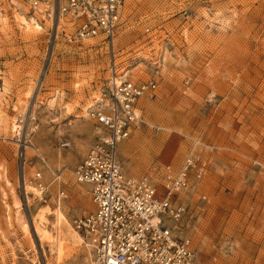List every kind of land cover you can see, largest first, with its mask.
<instances>
[{
	"label": "rangeland",
	"instance_id": "rangeland-1",
	"mask_svg": "<svg viewBox=\"0 0 264 264\" xmlns=\"http://www.w3.org/2000/svg\"><path fill=\"white\" fill-rule=\"evenodd\" d=\"M31 7L0 0V264H90L74 219L93 202L74 169L95 139L87 108L111 50L99 37L75 40L68 15ZM115 47L132 79L158 80L120 144L125 173L161 176L201 139L207 168L180 195L176 232L191 239L196 264H264V0H125ZM37 170L53 194L46 203L27 186ZM60 180L67 196L56 207ZM57 208L68 219L62 257Z\"/></svg>",
	"mask_w": 264,
	"mask_h": 264
},
{
	"label": "built area",
	"instance_id": "built-area-1",
	"mask_svg": "<svg viewBox=\"0 0 264 264\" xmlns=\"http://www.w3.org/2000/svg\"><path fill=\"white\" fill-rule=\"evenodd\" d=\"M27 1L33 8L45 4L49 16L56 12L68 15L75 40L99 37L111 50L108 75L92 94L89 106L96 124L95 139L74 169L76 180L89 184L93 202V209L74 219L89 248L90 264H196L195 246L189 237L176 232L172 222L179 221L187 209L180 195L206 171L207 162L198 149L201 139L194 138L178 168L168 166L161 176L126 174L120 159V143L143 121L139 100L153 97L158 88L155 77L134 80L117 62L116 37L125 0ZM69 143L62 142L65 146ZM29 181L35 183L39 199L46 203L52 195L42 171L37 170ZM66 196L60 184L53 196L55 202Z\"/></svg>",
	"mask_w": 264,
	"mask_h": 264
},
{
	"label": "bare ground",
	"instance_id": "bare-ground-1",
	"mask_svg": "<svg viewBox=\"0 0 264 264\" xmlns=\"http://www.w3.org/2000/svg\"><path fill=\"white\" fill-rule=\"evenodd\" d=\"M32 8V7H31ZM34 10H36V11H39L40 13H43L46 9H45V4H41V5H39L37 8H35ZM47 14V13H46ZM61 15H62V13H61ZM21 16H23V15H21ZM22 23H24L25 25H27V27L28 28H31V27H34L36 30H41L42 29V26L40 25V23L39 22H37L36 20H35V18H31V20H27L25 17L24 18H22ZM32 29V28H31ZM69 37V36H68ZM67 39V38H66ZM140 101V100H139ZM91 104H92V102H91ZM90 104V105H91ZM89 105V106H90ZM87 110H88V114H89V107L87 108ZM138 113H139V115H140V108H138ZM142 118V117H141ZM121 144V143H120ZM59 177H60V175H59ZM57 179V178H56ZM55 179V180H56ZM54 181V180H53ZM53 183V182H52ZM57 183V182H56ZM61 183V180L59 181V184ZM87 184V183H86ZM89 185V184H88ZM27 186H28V188H30V190H31V192H32V194H36L37 195V198L39 199V195H40V191H39V189L37 188V186L35 185V183L33 182V181H29L28 180V184H27ZM59 186V185H58ZM26 188V187H25ZM27 188V189H28ZM26 189V190H27ZM28 192V191H27ZM53 195V194H52ZM40 200V199H39ZM61 204H62V200H60L59 202L57 201L56 202V207H59V206H61ZM56 212H55V222H54V228H56V230H57V237H56V240H55V242H56V244H57V251L59 252V254H57L58 256H60V257H62L63 256V254H64V250H65V242H64V235L62 234V224H64V222H67L68 223V219L66 218V216L64 215V213H63V211L61 210V209H59V208H57L56 210H55ZM51 212H53V211H51ZM47 213V212H46ZM38 219L40 220L39 221V224H38V230H39V233L41 234V236H43V237H46L47 239H49V240H51V238H52V236L50 235V231H48V230H46V226L44 227H42L41 226V224H44V220L46 219V214L44 215V214H42V212H40L39 211V213H38ZM36 222V221H35ZM45 222H46V220H45ZM48 222V221H47ZM26 226V225H25ZM74 227V226H73ZM177 227H178V225H177ZM27 228V227H26ZM179 228V227H178ZM74 229H75V231H77V229L74 227ZM78 232V231H77ZM79 233V232H78ZM80 234V233H79ZM54 238V237H53ZM44 240V239H43ZM52 240H54V239H52ZM66 252V251H65ZM65 255V254H64ZM59 259V258H58ZM57 259V260H58Z\"/></svg>",
	"mask_w": 264,
	"mask_h": 264
}]
</instances>
